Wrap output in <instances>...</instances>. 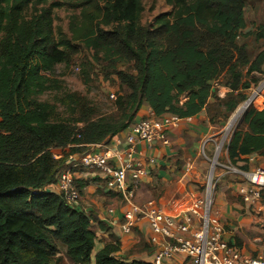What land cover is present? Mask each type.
I'll return each mask as SVG.
<instances>
[{
	"label": "trees",
	"instance_id": "1",
	"mask_svg": "<svg viewBox=\"0 0 264 264\" xmlns=\"http://www.w3.org/2000/svg\"><path fill=\"white\" fill-rule=\"evenodd\" d=\"M144 1L0 0V264H62L58 246L69 264H127L114 257L112 236L92 258L95 232L106 227L44 191L67 156L123 132L145 107L155 118L195 117L223 72L233 90L250 88L243 77L264 75L263 26L244 33L243 10L252 0H162L171 14L141 26ZM56 8L70 12L69 38L54 29ZM249 36L263 42L253 60L237 42ZM75 43L95 59L133 64L136 77L115 73L123 90L115 101L117 119L93 118L74 95L60 104L80 110V117L63 119L56 105L39 99L56 89L50 76L70 62ZM237 102L226 112L232 114ZM242 124L245 131H235L226 146L232 165L264 152V105L250 107ZM66 147L69 153L54 159L51 149Z\"/></svg>",
	"mask_w": 264,
	"mask_h": 264
},
{
	"label": "crops",
	"instance_id": "2",
	"mask_svg": "<svg viewBox=\"0 0 264 264\" xmlns=\"http://www.w3.org/2000/svg\"><path fill=\"white\" fill-rule=\"evenodd\" d=\"M243 16L246 25L244 33H253L259 26H263L264 30V0L248 1L245 4ZM249 39L257 42L252 36L239 39L237 42L246 45L248 57L253 60L263 49V42L258 41L257 50L251 55ZM254 75L259 74L252 73L249 77H243L242 82L252 84L250 78ZM227 80L228 76L226 72H223L217 80L210 83L212 95L208 98L206 105L195 117L180 119L179 127L168 132L169 146L164 147L157 142L152 145L151 149L143 145L137 147L138 155L154 157L155 164L146 167L137 188L131 191L129 197L127 196L131 203L142 206L150 201L170 216L179 215L189 208L192 202L189 192L196 188L192 184L200 182L205 173L207 177L210 171L208 155L212 151L215 152L217 137L221 133L222 121H224L223 114L228 113L225 107L238 101L237 94H241L246 99L248 89L233 90L229 87ZM150 112L147 107L143 108L134 123ZM164 116L166 115L162 117ZM133 124L124 130L123 141L121 146L117 147L118 149L125 146V134L130 131ZM205 141L203 149L205 157L203 158L201 145ZM113 142L114 139L109 138L103 143L113 146ZM91 149L86 147L85 152ZM52 154L63 156L61 153ZM78 156V153L69 155L65 159V165L76 160ZM223 156L226 163L231 165L226 150ZM253 156L257 159L258 154H253ZM243 162L235 165L240 166ZM188 165L190 167L185 174ZM218 177L219 187L214 196V208L224 227L225 240L248 256L264 257V219H257L244 209L235 194L236 184L232 176L223 179L221 171ZM77 183L80 189L81 206L86 210L87 215L94 217L106 227L105 231L96 230L95 232L96 240L92 258L105 245L112 243L110 239L112 236L118 243V250L113 254L114 257L127 264L134 262L149 264L157 249L148 241L149 232L146 224L141 223L130 235H123L120 231L122 216L128 207L123 194L109 191L102 181L88 173H82ZM180 263H182L181 256L168 262V264Z\"/></svg>",
	"mask_w": 264,
	"mask_h": 264
},
{
	"label": "built area",
	"instance_id": "3",
	"mask_svg": "<svg viewBox=\"0 0 264 264\" xmlns=\"http://www.w3.org/2000/svg\"><path fill=\"white\" fill-rule=\"evenodd\" d=\"M262 84L264 87V81ZM110 97L114 99L113 95ZM248 99L247 104L250 107L255 99L251 96ZM180 121L173 115L155 118L151 112L146 114L125 134L123 148L117 147L122 144L124 131L111 137L114 139L113 146L105 143L87 146L92 149L80 154L71 163L64 164L57 173L54 183L47 186L44 191L59 196L68 207L85 215L87 213L81 206L77 183L82 173L99 179L109 191L123 194L128 207L122 216L120 231L123 235H130L141 223L146 224L149 232L148 241L157 249L149 264H168L178 256L182 257L180 264H264V257L248 256L225 240L224 227L214 208L211 185L215 158L208 159L210 171L208 178L206 177L208 182L204 191L200 192V195L197 194L198 188L189 192L192 202L189 208L179 215L170 216L150 201L138 206L128 200L131 191L137 188L146 167L155 164L154 157L138 155L137 147L143 145L151 149L157 142L164 147L169 146L167 134L170 130L177 129ZM205 144L206 141L201 145L203 158ZM218 150L219 146L216 145L214 156ZM53 157L57 160L61 158L58 155ZM255 162L256 158L250 155L244 158L240 167L224 168L230 171L235 181V194L244 209L262 220L264 166L256 165ZM189 167L190 165L186 167L185 174ZM109 212L112 213L111 210Z\"/></svg>",
	"mask_w": 264,
	"mask_h": 264
},
{
	"label": "rangeland",
	"instance_id": "4",
	"mask_svg": "<svg viewBox=\"0 0 264 264\" xmlns=\"http://www.w3.org/2000/svg\"><path fill=\"white\" fill-rule=\"evenodd\" d=\"M54 0H48V4ZM172 12V8L167 6L166 3L162 0H145L143 2V12L140 17L141 26H152L154 24V19L160 15L169 16ZM53 15V26L54 29H60L62 33L69 38L70 34L68 32V19L70 12L65 8H56L52 12ZM248 44L250 45L249 52L252 55V52L255 53L259 42H253L249 39ZM75 53L71 57L70 62L67 64H61L55 66L51 74V78L56 81V89L54 91L47 92L43 94L39 99L43 102H48L50 104L56 105L57 114L63 119H77L80 117V110L72 112L71 107L67 108L60 104V101L65 98L67 95H74V100L77 102L86 104L87 108L85 113L93 114V118L105 117L110 118L114 117L117 119L120 117L119 112L115 108V101L119 95L123 94V90L120 85V81L116 76V72H126L134 77H136L137 72L134 69L132 63H127L125 61H120L116 63L104 62L101 61V58L98 57L95 59L93 52L87 51L81 44L75 43ZM252 50V51H251ZM255 83L250 85V88L246 92V99L241 101L243 96L237 94L238 97V106L235 111L231 113L223 114L222 121V130L217 137L216 144L219 146L217 154L213 151L208 155V159H213L215 164L213 165V176H212V192L215 196V193L218 191L219 177L218 174L223 172V179H228L230 171L224 167L238 168L241 166L230 165L224 160V151L229 142L230 137L235 131H245V126L242 124V119L245 112L253 107L256 110H261L264 105V87L262 82L264 81V75H254L250 78ZM260 89L258 93L257 101H253L251 106L245 111H242V106L244 102L253 95L255 91ZM113 95L114 99L110 96ZM73 107V106H72ZM83 112V111H82ZM239 113V116L232 121V119ZM229 123H233L229 127ZM80 127L81 125H77ZM229 127V128H228ZM51 153L67 155L69 153L68 147L66 148H52ZM84 153V152H83ZM79 155L82 154L78 153ZM69 156V155H68ZM67 156V157H68ZM231 163V162H230ZM256 165L264 166V152L258 154L256 159ZM209 164V163H208ZM210 167V165H209ZM220 171V172H219ZM205 172V171H204ZM207 174V173H205ZM203 174L202 179L197 184H192L198 188L199 192L204 191V188L208 182V176ZM205 176V177H204ZM210 178V177H209ZM58 255L57 257L62 259V264H69L64 258L63 248L58 246Z\"/></svg>",
	"mask_w": 264,
	"mask_h": 264
},
{
	"label": "bare ground",
	"instance_id": "5",
	"mask_svg": "<svg viewBox=\"0 0 264 264\" xmlns=\"http://www.w3.org/2000/svg\"><path fill=\"white\" fill-rule=\"evenodd\" d=\"M261 91H255L254 93H253V95L251 96L252 98H254L255 99V102L257 101V96H258V93H260ZM246 109V104H244L243 106H242V111H244ZM239 116V113L232 119V121L231 122H234V120L237 118ZM233 123H230V125H229V127L232 125ZM228 127V128H229ZM185 209V208H184Z\"/></svg>",
	"mask_w": 264,
	"mask_h": 264
},
{
	"label": "water",
	"instance_id": "6",
	"mask_svg": "<svg viewBox=\"0 0 264 264\" xmlns=\"http://www.w3.org/2000/svg\"><path fill=\"white\" fill-rule=\"evenodd\" d=\"M248 102H249V99H247L246 102H245V103H246V109H245V111H246V110L248 109V107H249L248 104H247ZM230 122H231V121H230ZM229 124H230V123H229Z\"/></svg>",
	"mask_w": 264,
	"mask_h": 264
}]
</instances>
